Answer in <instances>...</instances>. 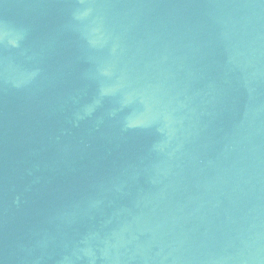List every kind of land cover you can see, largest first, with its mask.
I'll return each mask as SVG.
<instances>
[{
	"label": "water",
	"instance_id": "1",
	"mask_svg": "<svg viewBox=\"0 0 264 264\" xmlns=\"http://www.w3.org/2000/svg\"><path fill=\"white\" fill-rule=\"evenodd\" d=\"M0 264H264V0H0Z\"/></svg>",
	"mask_w": 264,
	"mask_h": 264
}]
</instances>
